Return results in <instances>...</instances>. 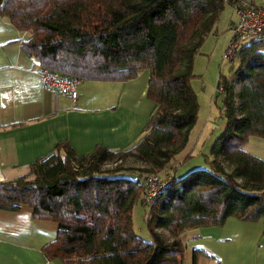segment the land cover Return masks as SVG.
<instances>
[{
    "label": "trees",
    "instance_id": "obj_1",
    "mask_svg": "<svg viewBox=\"0 0 264 264\" xmlns=\"http://www.w3.org/2000/svg\"><path fill=\"white\" fill-rule=\"evenodd\" d=\"M225 6L222 0H0L1 15L26 34L22 51L42 69L105 83L149 72L147 97L156 105L133 146H97L80 156L62 143L29 166L33 179L0 183L1 210L27 205L36 219L58 225L56 239L42 249L47 259L185 264L187 231L221 228L229 218L264 220V158L245 150L251 136L264 138L263 41L243 45L238 67L219 77L227 125L212 148L210 169L179 177L171 168L199 117L195 57ZM169 170L170 186L147 208L146 177ZM139 202L148 209L149 240L134 229Z\"/></svg>",
    "mask_w": 264,
    "mask_h": 264
},
{
    "label": "crops",
    "instance_id": "obj_2",
    "mask_svg": "<svg viewBox=\"0 0 264 264\" xmlns=\"http://www.w3.org/2000/svg\"><path fill=\"white\" fill-rule=\"evenodd\" d=\"M25 37L0 13V161L6 181L17 180L62 143L85 156L97 146L122 150L140 140L156 108L147 97L149 72L125 83H86L74 103L43 88L42 68L21 49ZM57 232L55 222L36 219L27 205L17 212L0 209V264H64L42 253ZM183 241L185 264H264V220L229 218L221 228L187 231Z\"/></svg>",
    "mask_w": 264,
    "mask_h": 264
},
{
    "label": "rangeland",
    "instance_id": "obj_3",
    "mask_svg": "<svg viewBox=\"0 0 264 264\" xmlns=\"http://www.w3.org/2000/svg\"><path fill=\"white\" fill-rule=\"evenodd\" d=\"M257 5H264V0H256ZM238 20L234 8L226 5L214 31L206 38L200 53L195 57L194 76L192 87L197 94L200 111L198 121L190 133L189 142L185 150L172 162V169L178 168L177 175L185 176L187 173L197 169H210L209 162L213 157L211 154L215 142L223 135L227 120L222 110L224 96L218 90L220 76L228 77L234 67H238V62L224 60L229 42L232 38V26ZM26 36V34L24 33ZM253 39L243 42L248 44ZM86 83H96L85 81L79 87L80 94L86 88ZM241 85H236L237 94L241 90ZM85 93V92H84ZM245 150L253 156L264 158V138L251 136L245 146ZM190 155L193 158H188ZM131 164V162H130ZM128 164V165H130ZM15 178L19 177V172L11 173ZM162 178H170V173L157 174ZM22 176H28L29 170ZM6 181V180H5ZM148 209L137 203L133 210V223L136 234L144 240H149L147 230Z\"/></svg>",
    "mask_w": 264,
    "mask_h": 264
},
{
    "label": "built area",
    "instance_id": "obj_4",
    "mask_svg": "<svg viewBox=\"0 0 264 264\" xmlns=\"http://www.w3.org/2000/svg\"><path fill=\"white\" fill-rule=\"evenodd\" d=\"M224 4L234 8L237 22L232 28V38L225 53L224 60L233 62L237 57L243 42L250 39L264 42V7L256 4L255 0H222ZM250 41V42H252ZM249 42V43H250ZM43 88L60 96L69 97L74 103L78 99V86L83 82L77 78H66L45 68L40 71ZM3 162L0 161V183L5 182ZM146 204L151 208L157 199L170 186V178H162L157 174L146 177Z\"/></svg>",
    "mask_w": 264,
    "mask_h": 264
}]
</instances>
